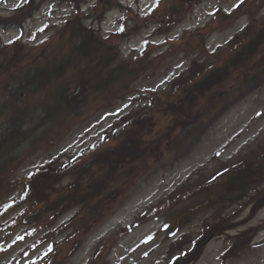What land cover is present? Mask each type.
Instances as JSON below:
<instances>
[{"label": "rangeland", "instance_id": "374dc122", "mask_svg": "<svg viewBox=\"0 0 264 264\" xmlns=\"http://www.w3.org/2000/svg\"><path fill=\"white\" fill-rule=\"evenodd\" d=\"M120 1L123 6L115 0H74L73 7L66 0H31V7L29 5L13 12L17 8L14 5L20 4V0H0L1 22L17 19L16 22L21 23L19 27L0 29V125L10 122L8 114L11 106L26 105L24 101L30 100L28 105L33 108L31 112L46 114V127H35L28 138L30 141L23 149L36 148V151L10 175L11 182H20L27 173L53 159L68 160L98 139L121 115L139 105V96L163 89L178 74L184 72L181 79H178L183 82L196 73L199 64H220L229 57L230 52L239 49L248 39L249 28L243 33V39L235 37L236 40L212 60L206 59L202 52L211 54L218 51L248 21L251 23V30H255L264 14V7L261 8L264 0H247L230 16L225 13L239 0H177L175 4L178 15L181 16L183 11L187 13L186 16L169 33L149 37L150 56L154 62L144 76L134 83L132 91L117 100L113 95L119 90L118 83L126 76L128 80L134 71L130 70V59L142 48L145 38L153 30L147 22L159 21L166 12L163 8L155 12V18L143 21L138 14L149 12L156 4L165 0ZM112 4L114 5L111 6ZM108 6L111 7L105 12V7ZM74 8L83 9L86 13L91 11L92 18L84 20L81 17V21L73 18L69 27H66L65 19ZM33 10L35 12L32 17L26 19V14ZM85 11H80L82 16H85ZM72 12L76 13L75 9ZM243 13L246 14L242 15ZM247 13H253V19L248 18ZM123 16L129 19L128 26L136 21L140 25L138 31L129 36L127 33L123 36L114 35L120 26L119 19ZM219 22L230 24L218 27ZM78 24L83 27L92 25L94 31L102 35L105 43L99 49L109 59L104 72L107 74L113 68L114 80L107 79L104 82L101 70L83 69V60L92 58L94 52L81 60L78 53L70 50L81 38L76 36ZM204 24L209 26L208 29H213L205 41L207 49L200 47L201 35L191 32ZM184 35L185 41H179ZM15 40L17 41L12 44ZM239 41L242 44L233 45ZM52 58H56L58 62H69L68 66L57 63L58 70L51 72L52 77L49 79L54 84L75 87L79 74L84 73L87 78V84L82 85L86 87V106L94 110L89 111L88 118L85 117L69 130L67 121L63 122V108L57 114L47 117L53 107H58L51 104L54 103L51 95L56 85L50 82L44 85L39 83V87L26 97L17 92L18 96L12 98L7 92L8 87L12 86V79L27 77L36 66H42L47 59ZM117 67L125 70H117ZM242 69L241 63L235 65L232 70L234 74L223 85L224 89L233 85L231 78L238 76ZM168 86L165 89L168 88L169 91L173 84ZM256 86L248 83L239 92H229L231 95L225 99V110L214 119L212 108H207L208 112L204 117L211 118L205 119L193 142L184 140L182 134L176 132L170 144L171 152H166L168 150L161 147V150H157L161 151L157 160L148 161L151 159L149 157L142 161V166L148 168L147 174L151 175L128 194L114 196L113 203L107 204L110 209L114 208L113 211L94 228L85 229V238L80 248L66 264H93L92 253L101 241L106 246L94 263L264 264V180L256 183L258 178L264 177V172L251 173L247 179L237 177L235 182H230L233 169H229L215 181H206L217 170L230 165L235 157L240 156L241 163L264 160V82ZM127 90L126 86L124 92ZM44 95L47 99L43 98ZM11 98L12 104H9ZM106 100L110 106L103 109L101 105ZM166 100L169 104L170 100L166 96L161 99L163 103ZM215 100L217 97L207 102L202 99V103L211 106ZM139 112L140 110L135 109V114ZM157 115L156 118H145L154 120L164 129L176 126L175 122H167L170 118L168 113L160 111ZM114 145L115 141L110 144ZM139 173L141 171L136 170L133 176ZM121 180L120 178V182ZM243 185L247 189L240 188ZM199 186H203L201 191L192 194L191 191L197 190ZM19 191V187L7 191L0 198V208L16 197ZM178 194L181 195L178 197ZM234 194H237L236 198ZM174 196L178 198L174 199ZM166 198L169 201L166 200L165 204L155 205ZM148 207L149 210L154 209L156 216L131 231L128 225ZM74 212L75 210L66 212L55 224L36 233L34 231L38 226H34L30 231L34 233L29 236L25 235L27 226L11 228L5 224L13 213L0 219V264H25L48 244V241L42 243L40 239L53 233ZM76 224L78 227L84 225L80 221ZM195 241V248L189 251ZM34 245L36 247L32 248ZM186 249L189 252L187 254ZM27 250V254L18 259Z\"/></svg>", "mask_w": 264, "mask_h": 264}, {"label": "trees", "instance_id": "16d2710c", "mask_svg": "<svg viewBox=\"0 0 264 264\" xmlns=\"http://www.w3.org/2000/svg\"><path fill=\"white\" fill-rule=\"evenodd\" d=\"M81 17V12L76 9V13L72 12L70 18L64 24L69 27L68 25L74 20L73 18L81 21ZM16 20L12 19V22L8 24L19 25L20 22H16ZM1 24L0 26H3ZM260 25L255 30H251L248 39L241 47L230 52L229 57L220 64L214 65L212 62L206 65L199 64L196 73L187 77L183 82H179L180 79L174 82L169 91H157L151 94L148 97L150 99L148 107L146 105L141 107L140 112L133 115L153 117L155 112L168 113L170 122L176 124L173 129L151 130L150 118H143L136 123L131 121L128 124L123 121L122 124L113 129L114 135L106 136V138L116 139V145L108 146L104 144L101 146V141L105 140L101 139L97 144L88 147L87 150L66 163L45 165L39 171L32 173L27 178L28 180L24 181L25 192L20 199L18 198L9 203L7 208L13 211L20 205H28L32 207V213L26 221L31 219L35 213H44L46 214V220H49L63 209L81 204V217H87L89 219L88 223L95 224L110 209L107 204L113 203L115 195L125 194L136 186L135 184L139 179L144 178L148 168L142 166V161L149 157H157L160 153L157 150L161 149L163 143L170 145L174 139V133L182 134L184 140L193 142L202 123L205 119L211 118L204 117L208 112L207 108H212L214 119L225 110L227 103L225 99L231 95L229 92L233 90L239 92L248 83L257 85V83L264 80V22ZM78 28L79 31L76 36L81 38L70 50L78 53L81 60L94 52L92 58L83 60V69L101 70L104 82L107 79L114 80L115 74L111 70L113 68L108 70L107 74L104 72L109 63L108 57L101 54L99 49L104 46V40L90 26L83 27L78 24ZM139 62L136 61L135 63ZM57 63L64 66L69 64L68 61L58 62L56 58L47 59L42 66H36L27 77L12 79V86L8 87L7 92L12 98L18 96L17 92L26 97L36 87H39L37 84L44 85L46 82H50L56 85L51 95V100L54 99V103L51 104L58 107H53L47 117L57 114L63 108L66 118L63 119V122H73L86 108V87L82 85L87 84V78L84 73L79 74L75 80V87L67 84H54L49 79L52 77L51 72L58 70ZM238 63L242 64L243 69L239 71L238 76L231 78L233 85L229 89H224L223 85L234 74L232 70L235 69V65H238ZM117 70L125 69L117 67ZM142 71L134 70L129 75L128 80L126 76L118 83L119 90L113 97L123 94L126 86L129 90L130 83ZM164 96L170 100L169 104L167 100L164 103L161 101ZM216 97L217 100L213 101L211 106L203 105L202 99L207 102ZM12 98L9 100V104H12ZM43 98L47 99L45 95ZM156 102L161 103L157 104ZM29 103H31L30 100L23 106L12 105L8 114L10 122H4L3 125H0V188L3 187L9 171H12L22 159L18 148L24 144L35 129L33 126H25L26 121L29 117L34 118L37 121L36 127H38L42 125L46 118L45 113L41 114L42 117L40 114L31 112L30 110H33V108L28 105ZM63 122L61 121V123ZM68 124L71 125L72 123ZM150 132L152 134H149ZM5 154L7 156L2 158ZM229 169H233L230 182H235L237 177L247 179L251 173L261 174L264 172V160L252 163L238 162L224 171L217 170L206 179L207 183L215 181ZM136 170H140L141 173L133 176ZM120 178L122 179L121 182ZM65 179H67V182L64 184ZM262 180H264V177L258 178L256 183ZM114 181H119V183ZM202 188L203 186H199L197 190L191 192L194 194L201 191ZM240 188L247 189L245 185L240 186ZM183 194L185 195L186 192ZM180 195L178 194V197ZM178 197L174 196L173 198ZM234 197L236 198L237 194H234ZM17 217L22 218V215L20 214ZM76 235L77 233H74L72 238H75ZM68 244L71 246L68 249L69 251L74 248V245L77 247V243L75 244L73 239ZM30 264H61V257L51 251L43 257L35 258Z\"/></svg>", "mask_w": 264, "mask_h": 264}, {"label": "snow or ice", "instance_id": "6c2138e0", "mask_svg": "<svg viewBox=\"0 0 264 264\" xmlns=\"http://www.w3.org/2000/svg\"><path fill=\"white\" fill-rule=\"evenodd\" d=\"M29 0H20V4L22 3H28ZM243 3V0H239V4H242ZM20 4H16L14 5V7H20ZM239 4H233L232 7H238ZM122 30V29H121ZM12 41H8V43H11Z\"/></svg>", "mask_w": 264, "mask_h": 264}]
</instances>
